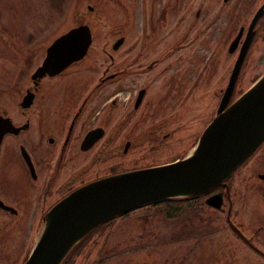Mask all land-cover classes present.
I'll return each mask as SVG.
<instances>
[{
    "label": "flooded vegetation",
    "instance_id": "flooded-vegetation-1",
    "mask_svg": "<svg viewBox=\"0 0 264 264\" xmlns=\"http://www.w3.org/2000/svg\"><path fill=\"white\" fill-rule=\"evenodd\" d=\"M262 1L264 0H260L254 7L247 20L237 26L228 43L221 28L218 30L221 31L218 32L220 33L219 42L215 41L216 43L211 46L209 45L211 38L208 37L212 24H206L193 32L189 23L186 34L181 36H186L182 38L184 42L179 40L178 33H172L164 41V35L159 26H162L161 21L164 19L165 12L160 10L154 14L148 10L147 14L145 10L149 30L142 27L135 33L129 32V25L124 22V25L117 28L113 35L101 37L102 42L98 47L102 53L98 59L90 57V41L81 57L72 60L57 72L46 71L40 76H32V71L41 62L46 52L45 48L52 38L65 29L44 43H39L35 48L31 46L33 41L21 45L19 49L15 39V41L10 39L12 42L10 44L0 45L2 58V79L0 80L4 84L1 92L7 96L6 98L0 96V115L8 117L12 123V129L3 133L0 140V200L2 202L0 214H7L10 217V221L8 219L7 222L12 223L17 211L28 212L35 207L42 211L59 195L98 175L167 161L165 159L158 161L163 156H170V158L182 156L184 153L182 151L173 152L180 148V142L183 140L180 136H175L180 125L169 126L167 123L170 119L172 122L175 121L173 117L171 118V113L168 112L160 123H155L154 118L151 117L153 112L152 100L148 94L151 79L148 75L149 71L157 68L158 74L164 75L165 67L171 64L170 56L174 55L173 64L178 63L180 48L188 47L190 44L191 60L195 63L198 60L201 61L205 69L190 82L188 80L187 92L182 91L185 82L181 80L179 83L173 75L178 72V69H172L163 81L165 99L162 103L168 107L172 105L170 108L173 109L172 115H176L174 108L184 101L185 96L198 98L197 96L211 93L212 96L220 97L251 17ZM249 6V0L243 2V7ZM262 8V12L255 18L250 28L252 35L236 71L232 93L239 87L237 80L240 79L245 61L252 52L254 38L259 36L264 39V4ZM80 11L75 12L74 22L71 25L85 22L83 16L89 12ZM199 13L198 6L194 10V20L199 18ZM213 16L214 12L205 20L206 23H210ZM125 20L127 21V18ZM215 26L219 27L218 23ZM238 32L240 34L235 45L229 48L232 38ZM196 45H201L206 52L208 51L210 56L207 59L208 63H203L201 58L198 59L193 54ZM234 52L232 65H227L221 73L223 84L218 86L212 84L211 88L206 87L203 90L205 86H209L210 78H212V66L216 62L213 59L223 56V60H227L229 54L233 56ZM20 55H23L21 62ZM180 70L178 76H180ZM184 70L185 80H187L186 73L190 71ZM90 73H94V78L91 83H87L86 78L91 77ZM256 74L258 75L259 72L252 74V77ZM171 75L175 79H172ZM169 77H171V84L167 83ZM13 85L14 87L10 88ZM201 88L203 91L199 94L194 92ZM94 104L98 105V109L95 112L89 111V107ZM104 105L108 107L103 115V121L95 123L96 116H100L98 111L103 109ZM96 127L101 134L90 143L87 142L88 140L83 141L86 132ZM202 127L199 129L201 130ZM164 147L167 152L162 149ZM160 152L165 154L160 155ZM251 167L254 168V170L249 169L248 177L251 181L248 182L249 180L244 176L243 180L250 184L249 188L254 190L255 195L264 199V139L227 177L225 180L227 186L219 184L205 196L211 192H221L220 209L224 210L225 224L230 227L234 235L242 239L245 245L264 257V249H262L264 247V212H253L247 215L253 222L252 225H249L250 221L244 222L234 217L241 209L240 200L242 199V194L233 188L234 179L242 178L241 172L244 170L241 171V169ZM14 174L19 178L24 176L31 192L20 193L16 188L17 184L12 189L10 179ZM207 206L212 207L210 204ZM247 207L246 204L245 210ZM27 212L24 216H27ZM229 221L234 227L228 224ZM26 225H30L29 221H26ZM247 229L250 231L248 234L245 232ZM238 232L243 236L241 237Z\"/></svg>",
    "mask_w": 264,
    "mask_h": 264
},
{
    "label": "rangeland",
    "instance_id": "rangeland-1",
    "mask_svg": "<svg viewBox=\"0 0 264 264\" xmlns=\"http://www.w3.org/2000/svg\"><path fill=\"white\" fill-rule=\"evenodd\" d=\"M245 1L247 0H0V45L10 44L12 43L10 39H15L19 49L21 45L33 41L31 46L35 48L39 43H44L73 24L77 10L89 12L83 16V19L91 27L92 40L89 51L91 58L98 59L101 56L102 51L98 47L102 42L101 37L113 35L117 28L124 25V22L129 25V32L135 33L142 27L149 30L146 17L148 10L154 14L160 10L165 12L164 19L161 21L162 26H159L163 32L164 41L172 33H178L179 40L184 42L182 38L186 36H181L186 34L190 23L193 32L206 24H212L208 37L211 38L210 46L219 40L218 32L221 31L218 30L221 28L228 43L237 26L247 20L260 0H249L250 6L243 7ZM86 4L92 5L91 11L87 9ZM198 6L201 19L194 20V10ZM145 10L147 14L144 13ZM212 12H214L213 18L210 23H206L205 20ZM217 23L219 27L216 28ZM254 40L252 52L245 61L240 79L237 80L239 86L237 89L242 90L249 85L255 72L264 71V39L257 36ZM191 52L190 44L188 47L180 48L179 62L173 64L174 55L170 56L171 64L165 67L164 75L163 73L159 75L157 68L149 71L148 74L151 77L148 85V94L152 100L151 117L154 118L155 123H160L170 112L171 118L173 117L175 121L168 120V125H180L175 136H180L183 141L180 142V148L173 150L174 153L178 151L185 153L192 146L199 128L213 114L219 100V97L212 96L211 93H202L203 95L197 96L198 98L185 96L184 101L174 108L176 115H172L173 109H170L172 105L168 107L162 103L165 99L163 81L172 69H178V72L173 74L176 79L171 75L172 79L179 83L181 80L185 82L183 92L189 89L188 80L190 82L205 69L201 61L198 60L195 63L191 60ZM207 52L201 45H196L193 50L196 58H201L203 63H208L207 59L210 58ZM234 55L235 52L233 56L230 53L227 60H223V56L213 59L216 62L212 66V78H210L209 86L203 84L205 86L203 90L206 87L211 88L212 84L216 86L223 84L221 73L227 65H232ZM22 58L23 55H20V62ZM1 59L0 55V79H2ZM179 69H181L180 76H178ZM184 69L190 71L186 73L187 80H185ZM90 76L86 78L87 83L93 81L94 73H90ZM171 77L167 78L168 84L172 83ZM13 87L14 85L10 88ZM2 88L4 84L0 80V92ZM203 90L201 88L194 92L199 94ZM1 95L3 98L7 97L5 93L1 92ZM107 107L108 105H104L103 109H99L100 116H96L95 123L103 121ZM96 109H98L97 104L89 107V111L92 112ZM162 149L166 151L165 147ZM172 158L163 156L158 161ZM249 169L254 170L252 167L241 169V171L244 170L241 172L242 178L236 177L233 187L242 194L241 209L234 217L244 222L250 221L248 214L264 212V199L255 195L254 190L249 188L250 184L243 180L245 177L249 180L248 182L251 181L248 177ZM17 177L14 174L10 179L12 189L17 184L16 188L20 193L31 192L24 176ZM246 204L248 207L245 210ZM207 205L209 204L203 203L171 217L166 216L160 208L144 205L134 207L125 214L113 218V221L101 231L94 232L89 238L93 242L89 240L90 242L82 247V252L87 253L84 256L82 252L77 253L72 264H264V257L245 245L242 239L234 235L230 227L225 224L224 210L220 209V205L218 207ZM25 212L17 211L12 223L7 222L10 218L7 214H0V264H18L36 234L42 211L35 207L34 210L27 212V216H24ZM26 221H29L30 225H26ZM248 223L253 224L252 221ZM245 232L248 234L250 231L247 229Z\"/></svg>",
    "mask_w": 264,
    "mask_h": 264
},
{
    "label": "water",
    "instance_id": "water-1",
    "mask_svg": "<svg viewBox=\"0 0 264 264\" xmlns=\"http://www.w3.org/2000/svg\"><path fill=\"white\" fill-rule=\"evenodd\" d=\"M263 4L251 17L216 108L192 146L173 160L101 174L56 197L42 210L36 234L18 264H60L90 230L122 212L164 198L196 196L219 184L227 186V177L264 139V71L232 95L236 71L252 35L250 28ZM87 8L91 10L92 5ZM239 34L232 38L229 48ZM91 38L86 22L70 25L46 46L32 76L57 72L81 57ZM11 126L9 118L0 115V140ZM96 130L89 129L83 141L96 139L101 134ZM220 197L217 191L207 195L204 202L218 207ZM228 224L234 227L230 221Z\"/></svg>",
    "mask_w": 264,
    "mask_h": 264
},
{
    "label": "trees",
    "instance_id": "trees-1",
    "mask_svg": "<svg viewBox=\"0 0 264 264\" xmlns=\"http://www.w3.org/2000/svg\"><path fill=\"white\" fill-rule=\"evenodd\" d=\"M256 76H257V74L254 77H252V79H254ZM240 90L241 89H237L236 91H234L233 95L238 93ZM202 204H203V202H202L201 197H199V195H196V196L164 198V200L153 201L152 203L146 204L144 206H149L151 208L156 207V208L163 209L164 214L166 216L171 217L172 215L180 214L182 212H185L187 209L196 208V206H200ZM142 207H143V205H142ZM126 212H128V211H126ZM126 212H123L122 214H125ZM112 221H113V219L111 218V220H108L104 223H101L99 226L90 230V233L85 235L82 239H80V241L75 246H73L71 248V250L69 251V254L62 260V262L60 264H72V261H74V258H75L74 256L77 253L80 254V252H82V250H83L82 247L86 243L91 241L89 239L90 236L94 232L101 231L102 228H104L106 225L110 224ZM92 242L93 241H91V243ZM86 253L87 252H82V255L84 256Z\"/></svg>",
    "mask_w": 264,
    "mask_h": 264
}]
</instances>
